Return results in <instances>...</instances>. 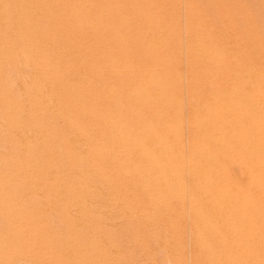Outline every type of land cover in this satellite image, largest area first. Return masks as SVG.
<instances>
[{"label": "bare ground", "instance_id": "6f19581e", "mask_svg": "<svg viewBox=\"0 0 264 264\" xmlns=\"http://www.w3.org/2000/svg\"><path fill=\"white\" fill-rule=\"evenodd\" d=\"M216 25L196 0H0V112L23 137L9 143L31 152L34 200L30 217L17 207L27 224L14 226L13 257L159 259L156 247L172 264H264V46ZM97 177L117 207L149 226L161 215L164 231L132 222L127 255L97 233L58 234L52 215L90 212Z\"/></svg>", "mask_w": 264, "mask_h": 264}, {"label": "rangeland", "instance_id": "374dc122", "mask_svg": "<svg viewBox=\"0 0 264 264\" xmlns=\"http://www.w3.org/2000/svg\"><path fill=\"white\" fill-rule=\"evenodd\" d=\"M213 1V2H212ZM224 1V2H223ZM241 1V2H240ZM255 1V3H256V1H257V3H260V4H255L254 2H253V0H252V2H250V0H222V1H220V0H196V2L203 8V10H204V12H206L208 15H210V16H212L213 14L215 15V17H216V19H217V25H216V28L217 29H220L221 30V32H222V34H224L225 33V35L227 36V38L230 40V39H232V38H229V34L231 35V37H232V35H233V37L235 36H238V33L239 32H243L244 34H246L247 35V40H249V39H251V40H249V44H251V46H249V47H251V49H253L254 48V45L255 44H257V42H262V45L264 46V43H263V40H264V0L262 1V0H254ZM259 1V2H258ZM219 2V3H218ZM220 2H221V4H220ZM225 2H227V4L225 3ZM237 2H238V4H237ZM248 3V4H247ZM253 4L252 6H253V8H251L250 9V6L251 5H249V4ZM261 3H262V5H261ZM229 4H230V6H229ZM232 4V5H231ZM255 4V5H254ZM204 5H206V6H204ZM219 5H221V6H219L220 8H218V6ZM227 7H226V6ZM236 5H237V7H236ZM238 5H242L241 7L239 6L238 7ZM243 5L248 9H246L245 7H243ZM235 6V8H233ZM251 6V7H252ZM256 8H255V7ZM223 7L224 8H226V9H229L230 7L231 8H233V9H231V10H227V12L225 11L226 9H223ZM243 7V8H242ZM259 7H261V8H259ZM223 9V10H222ZM239 9V10H238ZM244 9V10H243ZM253 9V10H252ZM221 11H223V14H225L226 16H225V18L224 17H222V15H220L221 14ZM231 11H233V12H231ZM239 11V12H238ZM240 11L242 12V16H241V14H240ZM248 11V12H247ZM220 12V13H219ZM231 12V13H230ZM226 13H228V15H229V17H231V18H229L228 17V15L226 14ZM230 13V14H229ZM235 13V14H234ZM246 13V14H245ZM231 14H233V16L231 15ZM231 15V16H230ZM247 15H249V17H246ZM259 15H261V16H259ZM224 16V15H223ZM238 18H237V17ZM227 17V18H226ZM235 17V19H233ZM245 17H246V20L247 19H249V20H247L248 22H245L246 20H245ZM252 17H253V19H252ZM230 19V20H229ZM252 19V20H251ZM225 20V21H224ZM239 20V21H238ZM225 22V24H224V22ZM228 21V22H227ZM230 21V22H229ZM241 21V22H240ZM236 22V23H235ZM237 22H239V24H237ZM227 23V24H226ZM230 23V24H229ZM249 23V24H248ZM229 24V25H228ZM233 24V25H232ZM237 24V25H236ZM248 24V25H247ZM256 24H257V26H256ZM227 25V26H226ZM232 25V26H231ZM238 25H240V26H238ZM247 25V26H246ZM228 26H230V27H228ZM244 26V27H243ZM253 26V27H252ZM233 29H232V28ZM235 27V28H234ZM240 27V28H239ZM246 27H248V28H246ZM227 28H229L230 29V31L232 32V33H230V31L228 32V30L229 29H227ZM232 29V30H231ZM236 29V32H237V34H236V32L234 31ZM244 29H245V31H244ZM248 29V30H247ZM238 30V31H237ZM243 30V31H242ZM261 30V31H260ZM233 31H234V34H236V35H234L233 34ZM248 31H249V33H248ZM252 31V32H251ZM259 31H260V33H259ZM259 33V34H258ZM250 35H252V37L250 36ZM260 35V36H259ZM262 35V36H261ZM237 38V37H236ZM235 38H233V40H234ZM252 39H254V40H252ZM256 39V40H255ZM232 41V40H231ZM235 41V40H234ZM31 70H30V68L27 70V73L28 72H30ZM29 74V73H28ZM54 120H56L55 118H54ZM3 122V123H2ZM4 123H5V121H4V119L1 117V112H0V141H4V143L5 144H3V143H1L0 142V162H1V168H0V172H2V174H0V176H3V177H0V181L1 182H3V183H1L0 182V186H1V189H0V206L2 205L3 206V204H1V203H4V205H6V206H4V207H0V239L1 240H4V241H1L0 242V244H2L1 245V247H0V264H38L36 261H28V260H26V259H20V257H17V256H19V255H17V256H15V257H13L14 255L13 254H11V253H14L16 250H15V248L14 247H16V246H13V243H14V245H16V241H17V238H18V234L20 233V232H18V230L20 229V228H17L16 229V227H18V226H20L21 224L20 223H18V225H17V221L18 222H25L26 224H27V222L25 221V219H24V215H22L21 213H22V208H27V217H30V215H31V212H33V204H34V200H33V198L31 199V197H29L30 195V192L28 191L29 190V188H30V185L31 184H29V182H30V180H29V178L27 177V176H29V174L27 173L28 172V170L25 168V167H28V164H30V155L31 154H27V153H31V152H28V151H30L28 148V150L26 151L25 149L26 148H24V146H22L23 145V143L22 144H16V146H15V144H14V146H13V144L12 143H9V141L10 140H13V139H15V138H19V137H22L21 135H19V137L15 134V135H13V133H11V132H9V131H7L5 128H3L4 127ZM3 124V125H2ZM6 127V126H5ZM4 130V131H3ZM2 131V132H1ZM8 135H10V136H8ZM34 135H38L37 133L36 134H33V136ZM4 136V137H3ZM13 136V137H12ZM15 136V137H14ZM17 136V137H16ZM24 136V138H26L27 136L26 135H23ZM36 137V139H37V136H35ZM35 137L34 138H31V139H35ZM5 138V139H4ZM9 138V139H8ZM11 138V139H10ZM23 138V137H22ZM22 138H20V139H22ZM8 139V140H7ZM7 140V141H6ZM8 142V143H7ZM8 144V147L6 146ZM22 146L21 148H20V146ZM37 145L39 146L40 144H38V141H37ZM3 146V147H2ZM41 146V145H40ZM8 148V149H6V148ZM10 147H11V149H10ZM13 147V148H12ZM14 148L15 149H17L16 151L14 150ZM22 148H24V149H22ZM5 149V150H4ZM10 149V150H9ZM22 149V150H21ZM2 150L4 151V152H2ZM6 150H8L7 152H5ZM13 150V151H12ZM23 152V153H21L20 154V152ZM25 150V151H24ZM2 152V153H1ZM18 154V156H17V154ZM27 152V153H26ZM3 153H5V156H4V154ZM6 154H10V155H6ZM13 154V155H12ZM22 154H26L25 156L24 155H22ZM14 155H16V158H14ZM23 157H22V156ZM7 156V157H6ZM11 156V157H10ZM5 157H6V160H8L9 162H10V160H11V162L9 163L8 161L7 162H5V163H3L4 161H6V160H4L5 159ZM21 160H20V159ZM27 158H29L28 160H26ZM14 159H16V160H13ZM3 160V161H2ZM19 160V161H18ZM24 160V161H23ZM15 161L17 162V164H15ZM23 162V163H20V162ZM27 161V162H26ZM29 161V162H28ZM3 163V164H2ZM19 163V164H18ZM5 164V165H4ZM12 164H14L13 166H12ZM21 164L23 165V164H27V165H23L22 167H20L21 166ZM17 167H16V166ZM2 166L3 167H5V168H2ZM9 166H10V168H9ZM25 166V167H24ZM13 167H15V168H13ZM24 167V168H23ZM16 168H17V172H14V171H16ZM23 168V169H22ZM5 169V170H4ZM3 170V171H2ZM8 170V171H7ZM10 170V171H9ZM14 172H12V171ZM20 170V171H19ZM21 170H23V171H21ZM25 170V171H24ZM4 172H5V174H4ZM9 172H10V174H9ZM23 172V173H22ZM13 173V174H12ZM19 173H21V174H19ZM16 176H15V175ZM28 174V175H27ZM18 175H19V177H18ZM22 177H21V176ZM24 175H26V176H24ZM9 178H8V177ZM11 176V177H10ZM14 177V178H13ZM25 177H26V181H25ZM5 178V179H4ZM7 178H8V180H7ZM10 178H12V180L10 179ZM24 178V179H23ZM15 179V180H14ZM23 179V180H22ZM99 179V180H98ZM5 180V181H4ZM14 180V181H13ZM29 180V181H28ZM10 181L13 183V184H11L10 183ZM18 182V183H16L17 185L16 186H11V185H15V182ZM22 181V182H21ZM79 181H81V182H78V184L77 185H79V187H82V188H80L81 190L83 189V188H85V191L89 194V187L90 188H93V186L91 185L92 184V181H91V183H89L88 181H85L84 182V180H82V179H79ZM99 181H101L100 180V178H96L94 181H93V185L94 184H96L95 185V187L98 189V187H99V193H98V195H97V198L96 199H98V202H97V200L95 199V197H92V199L89 201V199H87V201H89V202H91V203H94L95 205H94V208H92V210L91 211H93V212H87V213H80V212H77V211H75L74 212V210H68V212L67 213H65V214H62L61 216L59 215V216H54V215H52V217L55 219V221H54V224H53V228L55 227V229L54 230H56L57 231V233L58 234H60L61 236H62V233H59V232H61V231H63V235H65V233H66V231H67V229L68 230H75V231H77L78 233H80V234H87L88 232H90L91 234H93V236L95 235L96 236V233H97V236L99 237V235H101V236H103V237H106V238H108L109 240H112V241H116L117 243H119L120 244V249H121V251H122V253L123 254H126L127 255V253H129V250H132L134 247L133 246H131V245H133V241H131V239H130V229H131V223L133 222L134 224H138V225H141V226H143L144 225V227H148L149 228V233H155V232H162V231H164V229H163V226H161V225H159L157 222H159L158 220H159V218L161 217V215H156L155 216V220L156 221H153L152 222V224H151V226H149L148 225V220H144L143 219V217L141 216V215H138V214H134V213H130V212H128V209L125 207V206H123V207H117L118 206V203L117 202H113L111 199H110V196H109V198H108V191H107V189L106 188H104V186H103V184H101V182H99ZM9 182V183H8ZM26 182H28V183H26ZM96 182V183H95ZM19 183H21V184H19ZM25 183V184H24ZM31 183V182H30ZM80 183H82V184H80ZM87 183H89V184H87ZM3 184V185H2ZM4 184H6V185H4ZM10 184V185H9ZM24 186H23V185ZM85 184V185H84ZM99 184H100V186H99ZM22 185V186H21ZM82 185V186H81ZM89 185V186H88ZM98 185V186H97ZM2 186H4V187H10V188H12V189H10V192H9V190H7L8 191V193H7V191H5L7 188H4V187H2ZM25 186H29V187H27L28 188V190H27V188L25 187ZM86 186H87V188H86ZM92 186V187H91ZM102 186V187H101ZM117 186V185H116ZM95 187H94V189H95ZM5 189V190H2V189ZM19 188H20V190L21 191H19ZM24 188H26V189H24ZM101 188V189H100ZM103 188H104V190H103ZM117 188V187H116ZM16 191H14V190ZM106 189V190H105ZM1 190H2V192H1ZM97 190V191H98ZM4 191V192H3ZM13 191V192H12ZM28 192V193H26V192ZM102 191V192H101ZM107 191V193H105ZM17 192H19V193H17ZM101 192V193H100ZM4 193V194H3ZM11 193H13V196H11L10 194ZM15 193H16V197L14 196L15 195ZM21 193H22V195H21ZM24 193V194H23ZM102 193H104L103 195L104 196H106V197H104L103 195H102ZM20 194V195H19ZM26 194V195H25ZM101 194V195H100ZM6 195H9V196H7V198L6 197H4V196H6ZM25 196V197H24ZM102 196V197H101ZM3 197V198H2ZM9 197H12V198H14L13 200H11L12 198H9ZM19 197H21V199H19ZM22 197H24V198H22ZM28 197H29V200H28ZM103 197H104V199H103ZM18 198V199H17ZM27 200H26V199ZM8 199V200H7ZM23 199H25V200H23ZM94 199L96 200V201H94ZM100 199V200H99ZM17 200V203H15L16 205H14V203L13 202H15ZM19 200V201H18ZM21 200H23V201H21ZM31 200H32V202H33V204H32V202H31ZM4 201V202H3ZM6 201V202H5ZM8 201V202H7ZM20 201H21V203H20ZM25 201H26V203H28L27 205H29V206H31V207H28L27 205H24V203H25ZM7 203V204H6ZM11 203V204H10ZM18 203H19V205H18ZM25 203V204H26ZM30 203V204H29ZM99 205H98V204ZM8 204H10V205H13V207L12 206H10V205H8ZM109 204V205H108ZM21 205H23V207L21 208ZM8 206H10L11 208H9ZM16 206V207H15ZM17 207H20L21 208V210H20V208L17 210ZM13 208V209H12ZM16 208V209H15ZM29 208V209H28ZM32 209V211H31V209ZM11 209V213L12 214H14V215H12L13 217L15 216V214L16 213H14V211L15 212H17V218L15 219V217L14 218H12V216L10 215V210ZM15 209V210H14ZM95 209V210H94ZM124 209V210H123ZM4 210V211H3ZM17 210V211H16ZM20 210V211H19ZM6 211V213H4ZM19 211V212H18ZM29 211V212H28ZM96 211V212H95ZM21 212V213H20ZM70 212V213H69ZM98 212V213H97ZM18 213H20L21 214V217H23V218H21L20 216H18L19 214ZM76 213V214H75ZM6 214V215H5ZM24 214V213H23ZM69 214V215H68ZM80 214V215H79ZM89 214L91 215L90 217H89ZM29 215V216H28ZM68 215V216H67ZM86 215V216H85ZM26 216H25V218H26ZM80 216H83V217H80ZM8 217H10L9 219H14V220H10L9 221V219H8ZM20 217V218H19ZM92 217V218H91ZM141 217V218H140ZM66 218V219H65ZM70 218H72V220H74V221H72ZM81 218V219H80ZM3 219V220H2ZM8 219V220H7ZM19 219H20V221H19ZM63 219V220H62ZM88 219V220H87ZM94 219H96V220H94ZM137 219V220H136ZM67 220H71L72 222L70 223V222H68ZM5 221H8V222H6L5 223ZM13 221V222H12ZM14 221L16 222V224H14L13 225V223H14ZM61 221H63V222H61ZM65 221V222H64ZM81 221V222H80ZM88 221V222H87ZM10 222V223H9ZM94 222V223H93ZM56 223V224H55ZM71 225H70V224ZM147 223V224H146ZM20 224V225H19ZM25 224V225H26ZM69 224V225H68ZM75 224V225H74ZM87 224V225H86ZM88 224L89 225H95L96 226V229H91L90 231H89V229H88ZM158 224V225H157ZM16 225V227H14ZM57 226H58V229H56L57 228ZM64 226V227H63ZM72 226H74V228L72 227ZM13 228H15L14 229V231H13ZM67 228V229H66ZM159 228V229H158ZM2 229V230H1ZM12 229V230H11ZM8 230V231H7ZM59 230V231H58ZM61 230V231H60ZM79 230V231H78ZM2 231V232H1ZM12 231V232H11ZM16 231V232H15ZM15 232V233H14ZM4 233H5V235H4ZM10 234V235H8V234ZM16 234V238H14L15 239V241H13L14 239L12 238V236H14L15 237V235H11V234ZM99 233V234H98ZM3 235V236H2ZM7 235L10 237V239H12L11 241H13L12 243H9V241H8V238L9 237H7ZM4 236H6V237H4ZM4 238H6V240L4 239ZM97 238V237H96ZM9 239V240H10ZM6 241H7V244H12V245H7L6 244ZM129 241H130V244H129ZM128 242V243H127ZM4 244V245H3ZM6 245H7V247H6ZM9 246V247H8ZM13 246V247H12ZM131 246V247H130ZM3 247V248H2ZM5 247V248H4ZM129 247V248H128ZM155 247V246H154ZM7 248L9 249V250H7ZM10 248H13V250L11 249V251H10ZM4 249H6V250H4ZM155 250H157V251H155L156 252V254L158 255V258L160 259H145V257H146V253H142V251L141 250H138L139 252V254L137 253L136 254V259H104V261H103V259H80V261L77 263V264H88V262L87 261H89V262H92V261H94V262H98L97 264H102L103 262H108V264H154V263H156V264H163V262H165L164 264H172V262H171V260L172 259H162L161 260V254H160V251H158V248H154ZM15 250V251H14ZM1 251H3V252H1ZM13 251V252H12ZM6 252V253H5ZM11 255V259H13V260H15V261H13V260H11V259H8V260H5V255H8V253ZM127 252V253H126ZM1 253H2V255H1ZM144 256H143V255ZM10 255H9V257H10ZM13 255V256H12ZM3 258H4V261H1V260H3ZM15 258V259H14ZM139 259V260H138ZM92 260V261H91ZM132 260V261H131ZM169 260V261H168ZM85 261V262H84ZM160 261V262H159ZM4 262V263H3ZM11 262V263H10ZM82 262V263H81ZM87 262V263H86ZM102 262V263H101ZM110 262V263H109ZM167 262V263H166ZM169 262H171V263H169Z\"/></svg>", "mask_w": 264, "mask_h": 264}]
</instances>
